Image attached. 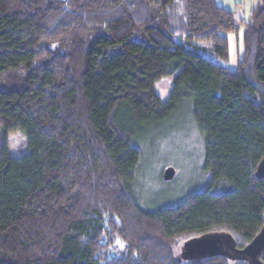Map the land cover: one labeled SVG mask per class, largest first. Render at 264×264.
<instances>
[{"label": "trees", "instance_id": "obj_1", "mask_svg": "<svg viewBox=\"0 0 264 264\" xmlns=\"http://www.w3.org/2000/svg\"><path fill=\"white\" fill-rule=\"evenodd\" d=\"M184 106L211 179L145 210L134 139ZM11 131L27 139L21 155ZM263 156L264 0L248 19L217 0H0V264H249L176 245L224 232L243 247L260 232Z\"/></svg>", "mask_w": 264, "mask_h": 264}, {"label": "rangeland", "instance_id": "obj_2", "mask_svg": "<svg viewBox=\"0 0 264 264\" xmlns=\"http://www.w3.org/2000/svg\"><path fill=\"white\" fill-rule=\"evenodd\" d=\"M217 1L231 8L236 16L248 19L252 8L260 0ZM244 30L245 24L241 23L238 32L229 34L231 66L236 67L243 56ZM194 43L188 45L210 46L206 41ZM173 80L174 74H170L156 81V89L163 99L169 97ZM9 134L7 146L10 154H23L27 150V139L24 134L21 131H11ZM134 143L140 148L141 157L133 192L141 208L153 210L159 206L175 204L190 192L203 189L209 183L211 172L204 167L205 140L188 107H182L168 121L142 132L140 137L134 139ZM168 166L175 168V175L171 179H165L163 176ZM183 245V240L176 245L178 255ZM183 257L186 258L184 254Z\"/></svg>", "mask_w": 264, "mask_h": 264}, {"label": "water", "instance_id": "obj_3", "mask_svg": "<svg viewBox=\"0 0 264 264\" xmlns=\"http://www.w3.org/2000/svg\"><path fill=\"white\" fill-rule=\"evenodd\" d=\"M175 175V168L168 166L165 168L163 176L171 179ZM256 175L264 177V156L260 160ZM264 250V225L260 232L245 246L238 247L234 238L224 232L210 233L191 238L184 243L183 254L192 257H203L216 253L225 254L231 258H242L249 264H264L261 254Z\"/></svg>", "mask_w": 264, "mask_h": 264}, {"label": "crops", "instance_id": "obj_4", "mask_svg": "<svg viewBox=\"0 0 264 264\" xmlns=\"http://www.w3.org/2000/svg\"><path fill=\"white\" fill-rule=\"evenodd\" d=\"M224 5V4H223Z\"/></svg>", "mask_w": 264, "mask_h": 264}]
</instances>
